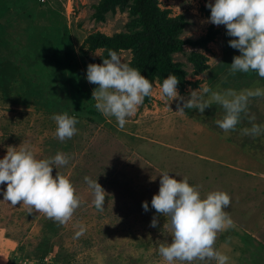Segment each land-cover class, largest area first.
Masks as SVG:
<instances>
[{
    "label": "rangeland",
    "instance_id": "obj_1",
    "mask_svg": "<svg viewBox=\"0 0 264 264\" xmlns=\"http://www.w3.org/2000/svg\"><path fill=\"white\" fill-rule=\"evenodd\" d=\"M101 1L0 0V158L7 147H19L23 141L38 158L65 153L70 161L59 171L81 197L72 217L60 224L28 205L12 206L0 195V264H166L158 247L172 240L164 227L167 218L151 208L162 171L177 179L187 177L200 186L202 196L216 190L229 193L227 211L234 224L218 233L215 247L230 256V264H264V135L240 131L253 123L264 124V98H253L236 130L225 132L215 123L224 115L219 105L204 113L185 109L179 114L177 105L183 101L167 99L157 83L153 99L138 106L119 128L115 117L96 109L93 90L98 85L86 79L87 66L102 51L85 56L80 48L92 34L128 32L134 17L128 8L118 7L116 13L106 14L105 21H97L94 15ZM207 3L160 0L161 9L170 10L171 17L187 21L183 39L204 38L212 27L219 31L214 42L186 46L184 53L175 55L189 79L199 81L196 87L178 90L180 95L187 100L200 85L237 91L257 82L264 85L254 71L230 72L240 52L229 46L234 38L224 25L208 22ZM193 51L209 59V69L196 77L188 60ZM120 55L127 63L132 58L130 51ZM64 112L77 117L78 132L61 141L51 117ZM56 172L53 169V176ZM85 176L98 179L108 193L103 211L96 209ZM0 187L6 189V183ZM144 201L149 202V211L144 210ZM81 227L83 234L77 236Z\"/></svg>",
    "mask_w": 264,
    "mask_h": 264
},
{
    "label": "clouds",
    "instance_id": "obj_2",
    "mask_svg": "<svg viewBox=\"0 0 264 264\" xmlns=\"http://www.w3.org/2000/svg\"><path fill=\"white\" fill-rule=\"evenodd\" d=\"M211 10L208 22L216 26L224 25L226 34L234 39L229 46L237 49L240 55L234 56L230 72H256L264 79V0H209L206 5ZM86 79L98 87L93 90L96 109L105 116L115 117L117 126L123 128L129 117L135 115L138 106L154 90V82L141 74L138 68L125 62L120 53L109 49L107 58L101 64L87 66ZM179 77L170 73L163 79L162 94L170 100L183 101L177 105V113L185 114V109H196L204 113L213 104L224 110L222 119L215 123L228 132L236 130L242 114L247 115L253 98H264V85L244 88L215 89L200 85L191 90L190 98L185 100L178 91ZM56 123L55 136L59 140L72 138L77 132L78 119L67 112L53 114ZM255 120V117H250ZM244 135H264V124L253 123L250 128H242ZM70 157L58 152L54 157L38 158L34 149L23 141L19 147H7L6 155L0 158V195L10 205H28L60 224L67 223L81 204V197L70 178L59 171V166L69 164ZM53 169H57L53 176ZM160 187L151 200V208L166 217V224L172 237L171 243L159 244L158 252L166 264H193L200 261L209 264H230V256L215 247L218 233L234 224L227 209L231 196L226 191H210L202 196L200 186L191 184L187 177L177 179L168 171H162ZM176 177H181L175 173ZM85 182L92 190L93 203L97 210L103 211L108 193L98 182L89 176ZM155 180V179H153ZM22 202V203H21ZM149 211V202H143ZM152 220V227L157 226ZM83 227L76 233L83 234Z\"/></svg>",
    "mask_w": 264,
    "mask_h": 264
},
{
    "label": "trees",
    "instance_id": "obj_3",
    "mask_svg": "<svg viewBox=\"0 0 264 264\" xmlns=\"http://www.w3.org/2000/svg\"><path fill=\"white\" fill-rule=\"evenodd\" d=\"M129 9L134 19L128 25V32L117 33L108 36L103 33L90 35L80 48V52L88 56L89 52L102 51L98 60L91 59V63L101 64L103 58H107L109 49L118 53L130 51L132 58L130 66L138 68L141 74L154 82L162 85L163 79L170 73L176 74L180 83L178 90L184 92L186 87H196L198 82L189 79L190 74L181 62L175 61V55L184 53L185 47L205 46L214 42L218 30L212 27L208 34L199 40L182 38L187 21L183 16L171 17L170 10H163L160 7V0H102L96 6L94 15L97 21H105L106 14L116 13L117 8ZM193 66V76H199L209 69L208 57L193 51L188 57ZM45 69V66H42ZM153 99L152 94L146 97L144 103Z\"/></svg>",
    "mask_w": 264,
    "mask_h": 264
},
{
    "label": "built area",
    "instance_id": "obj_4",
    "mask_svg": "<svg viewBox=\"0 0 264 264\" xmlns=\"http://www.w3.org/2000/svg\"><path fill=\"white\" fill-rule=\"evenodd\" d=\"M20 264H28V263H20ZM29 264H31V263H29ZM45 264H54V263H51V262H49V261H46V263Z\"/></svg>",
    "mask_w": 264,
    "mask_h": 264
}]
</instances>
